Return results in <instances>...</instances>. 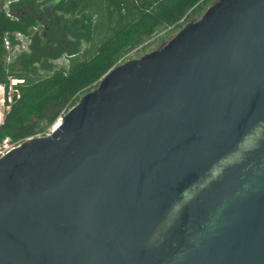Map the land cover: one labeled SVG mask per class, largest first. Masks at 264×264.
Masks as SVG:
<instances>
[{"label":"water","instance_id":"1","mask_svg":"<svg viewBox=\"0 0 264 264\" xmlns=\"http://www.w3.org/2000/svg\"><path fill=\"white\" fill-rule=\"evenodd\" d=\"M0 264H264V0H216L2 157Z\"/></svg>","mask_w":264,"mask_h":264},{"label":"trees","instance_id":"2","mask_svg":"<svg viewBox=\"0 0 264 264\" xmlns=\"http://www.w3.org/2000/svg\"><path fill=\"white\" fill-rule=\"evenodd\" d=\"M215 0H0V85L10 108L0 141H25L48 129L127 54L201 15ZM24 6L27 15L11 16ZM21 34L31 44L6 61ZM6 42H9L7 46ZM66 57L68 63L56 61ZM13 86L8 102L10 80Z\"/></svg>","mask_w":264,"mask_h":264},{"label":"rangeland","instance_id":"3","mask_svg":"<svg viewBox=\"0 0 264 264\" xmlns=\"http://www.w3.org/2000/svg\"><path fill=\"white\" fill-rule=\"evenodd\" d=\"M204 12L201 15H199V16L196 15V16L189 17L184 22H186V24H187V23H189L191 21H197L198 19H200L202 17ZM186 24H184V26ZM179 31H180V29H176V28H173V27L169 28L168 30L162 32L160 35H158L157 37L152 39V41H150L151 42L150 45H147L146 47H143V48H138L136 50H133L129 54H127L126 57L123 59V62L129 61V60H132V59H138V58L142 57L143 55H145V54H147V53H149L151 51H154V50H157V49H160V48L164 47L166 44H168V42L171 39H173L177 35V33ZM20 39H21L20 40L21 44L19 46H16L15 49L8 50L10 57H15L21 51L26 50L27 45H28V41L26 39H22L21 37H20ZM56 63L58 65L64 66V65H66L68 63V61H67V58L64 57V58L56 61ZM19 82H20V80L11 79L10 80V85L13 84V83H19ZM0 87H3V86L0 85ZM8 95H9V93H8ZM3 98H4V93H3V90L0 88V111H4V110L7 109L6 108L7 106L2 103Z\"/></svg>","mask_w":264,"mask_h":264},{"label":"built area","instance_id":"4","mask_svg":"<svg viewBox=\"0 0 264 264\" xmlns=\"http://www.w3.org/2000/svg\"><path fill=\"white\" fill-rule=\"evenodd\" d=\"M7 46L9 45V42H6ZM17 83H13L10 85L9 87V99L8 102L11 103V93L13 92V86L16 85ZM3 90L4 93V98L2 100V103L6 105L5 102V88L4 87H0ZM7 109L4 111H0V126L4 123V119H5V114L6 112L9 110L10 106L6 105ZM66 113H63L58 119L57 121L48 129L47 133L45 136L47 135H51L52 133H54L58 127L62 124L63 122V117L65 116ZM42 135H39L37 137H40ZM44 136V135H43ZM28 140V139H27ZM26 141V140H25ZM24 141H11L8 138L4 139L3 141H0V159L2 157H4L5 155H7L8 153H10L12 150L16 149L17 147H19Z\"/></svg>","mask_w":264,"mask_h":264},{"label":"flooded vegetation","instance_id":"5","mask_svg":"<svg viewBox=\"0 0 264 264\" xmlns=\"http://www.w3.org/2000/svg\"><path fill=\"white\" fill-rule=\"evenodd\" d=\"M29 10H31V8H29L28 6H24V7L21 8L19 11H17V10H12V11H10V15H11V16H15V15L17 16V15H20L21 17H23L24 15H27V13H28ZM20 37H21L22 39H25V38L23 37V35L18 34V35H17V38H18L19 41L21 40ZM27 41H28V45H27V48H28V46L31 44V41H30V40H27ZM20 43H21V41H20ZM17 46H19V45H17ZM27 48H26V49H27ZM9 50H11V48H10ZM13 58H14V57H10V55H9V53H8V55L6 56V61L9 63V62H11V61L13 60Z\"/></svg>","mask_w":264,"mask_h":264}]
</instances>
